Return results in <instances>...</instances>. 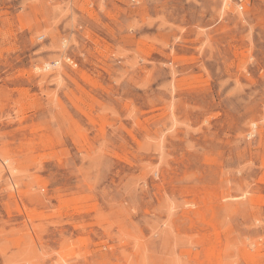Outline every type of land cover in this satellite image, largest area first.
I'll return each instance as SVG.
<instances>
[{"label": "rangeland", "instance_id": "1", "mask_svg": "<svg viewBox=\"0 0 264 264\" xmlns=\"http://www.w3.org/2000/svg\"><path fill=\"white\" fill-rule=\"evenodd\" d=\"M0 264H264V0H0Z\"/></svg>", "mask_w": 264, "mask_h": 264}, {"label": "built area", "instance_id": "2", "mask_svg": "<svg viewBox=\"0 0 264 264\" xmlns=\"http://www.w3.org/2000/svg\"><path fill=\"white\" fill-rule=\"evenodd\" d=\"M240 2H241V0H240Z\"/></svg>", "mask_w": 264, "mask_h": 264}]
</instances>
